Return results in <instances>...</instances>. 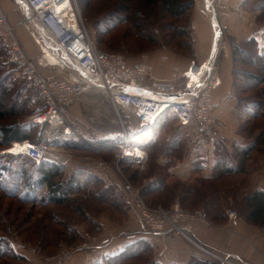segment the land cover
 I'll use <instances>...</instances> for the list:
<instances>
[{"label":"rangeland","instance_id":"374dc122","mask_svg":"<svg viewBox=\"0 0 264 264\" xmlns=\"http://www.w3.org/2000/svg\"><path fill=\"white\" fill-rule=\"evenodd\" d=\"M74 2L77 6L79 15L81 16L84 27L90 38L94 41L97 50L99 51V49H103L109 52H116L115 50L111 51L113 49L109 50L106 44L103 45V43L100 44L99 42V39L102 37L96 30L95 26L101 19L102 15H96V18L94 16L88 20L84 16L80 0H74ZM197 2L201 4V7L198 9L194 8L189 13L185 21L186 27H190L192 25V49H182L181 47L174 45L157 47L145 52L150 55L152 60L157 59L158 61L165 62L161 59V55L165 53L168 55L169 60L174 66L180 67L182 64H185V66L188 64L189 66L190 62L196 61L194 60L196 56L194 45L196 36L199 40L202 38L204 51L205 48L208 53L211 51L210 47L212 31L210 28V17H203L200 14L203 6L201 0H197ZM195 19L201 22V25L197 28V30H194L193 28ZM221 23L223 26L227 27V31L228 25L225 23L223 18L220 21V24ZM224 35L226 36L225 33L223 36ZM181 40L187 42V39ZM242 46L246 45L243 44ZM0 48L2 51V55L0 56V67L2 69L0 72L1 76L6 74L10 75L9 80L15 81L20 85L23 84V100H25L28 96H32V107L28 109V112L24 116L19 119L10 118L7 120H0V126L4 124H12L16 121L20 125L26 126L28 125L29 116L34 112L43 109L42 98L33 86H30L27 82L17 78L15 75V67L6 62L8 50L5 45L2 44L1 40ZM117 52L123 54L130 64H136L137 60L139 59V55L141 54L121 51ZM207 59H209V57ZM169 60L166 62H169ZM173 65L171 66V69ZM216 65H218V60ZM259 65L261 68H264L262 60L259 61ZM67 68L70 73H74L73 71L75 70H73L70 65H67ZM236 68L240 71L259 72L258 69L255 70V66L250 65L249 62L245 63L244 61H240L238 64H236ZM181 69L184 70L183 68ZM236 81L238 83L242 82L238 77L236 78ZM8 82L10 83V81ZM239 86L241 87V84H239ZM260 88H264V84H262ZM260 90L253 89L251 91L247 90L245 92H240V89L236 88V96L239 99H258L262 97V95L259 94ZM68 113L72 119L83 123V125L88 129L87 140H93L98 144L97 146L106 143L113 144L116 141H128L138 146H144V150L147 152L148 156L145 165L139 168L132 166L128 162L121 163L120 168L122 173L127 178H129L134 188L140 190L144 201L151 207H158L162 205V207L164 206L166 209H171L175 204L178 203L184 210H202L206 212L213 224V227L207 228L197 226L196 228L194 227L195 229L193 233L204 229L211 230L215 228L230 232V228L227 225V219L231 221L228 217L229 210H235L237 212L236 219L244 220L239 211L236 208L231 207L233 206L232 204L227 205V201L233 202V197L226 198L225 192L227 190H232L233 196L234 192L237 190V195L239 198L243 194L256 190L253 187L251 180H254L256 176L264 172V117H260L256 120H250L246 127L247 132L242 136L244 139V141H242V145H247L256 139L258 140L255 150L250 154V157L245 163L244 171L242 173L228 176L217 181L216 184L220 186L219 190L221 193H217L215 196L211 194V192L208 193L211 194L210 198L214 197L218 199L219 203L217 202V206L222 211L221 216H225L222 219L220 217V213L215 215H210L208 213L204 206L209 200H204L203 205L201 204L202 202L192 203L193 197L184 202L180 201V198L186 193L187 188H200V183L203 182L202 180L205 178V176H203L202 173L180 175V171L177 170L178 165L185 162L192 161L195 164L205 162V160L201 159V157L205 155L208 156L209 148L214 146V140L223 137L222 135L220 136L217 130L219 125L218 121L215 127L214 136L208 139L200 138L195 132L181 128L175 119H169L164 120L159 126L155 128H140L135 126L133 123L134 128H128L127 130L129 133L132 131V129H135V131L131 132L129 139L126 140L123 135H121L124 134V128L120 122V116H124L125 113L115 109L111 101L102 94L89 93L81 96L69 108ZM36 131L38 132L36 133ZM38 133L39 129L37 126L36 128H32V139L35 140L38 136ZM67 143H63L62 141L55 143V154L58 158L57 165L62 169L60 176L56 179L57 182L65 184V180L72 178L74 175L77 176V173L80 171H84L86 173L88 172L104 179L106 178V176H103L95 168V163L96 161L100 160L111 162L116 153L114 148L111 152H95L93 151V148L103 149L102 147L104 146H88V148H91L88 149L85 147L70 146L71 144L68 145ZM228 146H230V148L233 147L232 144H228ZM9 148L11 149L12 145ZM5 150H7L6 146H0V164L2 163L11 166L10 168L14 170L19 169L24 163L28 164L22 158H17L18 160H12L10 156L14 155L10 154L9 151L7 154H2L1 152ZM198 160H200V162ZM237 161L238 159L236 157L235 163H237ZM34 166L35 165L33 164L32 166L28 165L29 168H27L25 172L26 176L29 173L36 172ZM11 174L12 177L14 176L13 179L20 180V175L16 172ZM212 176H215V173H213ZM114 177V179L110 178L112 181H106L107 185L117 186L119 188V192L125 197L126 194L124 193L123 189H121L119 183L122 177L119 174H114ZM21 179H25V177L22 176ZM75 180H77V178H75ZM162 181L165 183V185H167L168 191L154 192L147 195V197L144 196V191L147 187L150 185H158ZM82 188L83 189L80 191H75L74 193L70 192L67 195L68 198L65 205L62 207L52 204L43 205L39 202L22 203L17 199L6 196L0 191V239L8 240L10 245L13 247L12 258H1L0 264H84L87 260L92 259L96 254H98V252H93V250L90 248L91 246L99 244L102 240L107 238L111 239L112 237V239L117 241H124L127 240L128 237H131V235L138 236V234H140L138 226L141 228L144 227L132 212L131 206L129 204L121 207L115 206L112 203L96 201L92 199L91 196L92 193H95L99 190L98 188L94 189V187L90 186V184L89 186L83 185ZM171 189L174 190L173 193L170 192ZM43 191L47 192V189L41 190V192ZM76 199L78 202H80V204H84V206H86L85 213L87 214L86 216H88L89 220H83L82 217L73 210L75 205H72L71 202ZM154 204L161 205L154 206ZM51 219L56 222H68L67 225H65L66 228L68 229L69 226V228L75 230L77 238L72 237V233L70 234L67 231V242H60V244H58L56 247L49 246L44 248V245H41V242H36L34 238L30 236V234H33V232L36 231V224L39 225V228H41L43 231L45 230V227L48 226L46 227L47 231L44 234H49L52 240L55 239L53 236V229H61L64 231L65 227H58L55 223L51 222ZM191 234L192 233L187 234L186 237L182 235L162 236L167 237L170 240L178 237L189 240L191 239ZM84 244L90 248L82 249ZM202 250L199 252L209 257L212 261L219 263V261H217L214 257L210 256V254H207V251L204 252V250ZM256 250L257 248L254 251ZM259 254L260 257H264V252H259ZM152 255L153 259H155L154 253ZM244 261L248 263L250 262V264L253 263L246 259ZM132 264L138 263L134 262Z\"/></svg>","mask_w":264,"mask_h":264},{"label":"built area","instance_id":"2783aa9c","mask_svg":"<svg viewBox=\"0 0 264 264\" xmlns=\"http://www.w3.org/2000/svg\"><path fill=\"white\" fill-rule=\"evenodd\" d=\"M206 2L207 6L200 14L210 17L212 24L213 16H217L214 25L217 39L213 53L204 62H190L184 70L173 66L169 78L161 79L156 77L147 53L141 54L139 63L132 65L121 53L98 51L74 0H20V6L27 14L22 25L40 48V56L34 58L25 50L18 27L10 21L0 1V40L8 49L6 62L15 67L18 78L26 80L39 92L45 104L42 110L29 116L28 124L37 126L39 133L35 142H18L28 143L19 156H27L37 166L44 161L58 164L55 154V143L58 141L76 137L84 139L88 145L97 146L93 140H87L88 129L83 123L67 116V110L73 103L89 93L104 95L115 109L125 113L120 116V122L124 128L121 135L126 140L135 131L132 129L129 133L127 130L133 127V123L140 128H154L169 119H175L181 128L195 132L202 139L212 138L217 125L213 96L221 85L216 63L224 47L223 34L227 29L220 21L230 8L221 0ZM48 50L58 59L57 64L48 61ZM161 59L167 60V56L162 55ZM67 65L75 70L74 73L68 71ZM100 146L112 147L116 153L111 162L96 161L95 168L103 176L119 174L122 177L120 187L147 233L186 237L197 226L213 227L207 213L202 210H184L178 203L171 209L151 207L144 201L140 190L133 187L120 168L123 162L143 167L148 156L141 147L128 141ZM8 151L11 149L1 153L7 154ZM77 184L89 186L83 178L71 183ZM228 217L236 220L237 212L229 210ZM135 237L131 235L127 240ZM110 243L111 239L107 238L91 248L84 244L82 249L99 252ZM207 254L220 264H247L241 260L235 262L218 257L212 252L207 251Z\"/></svg>","mask_w":264,"mask_h":264},{"label":"trees","instance_id":"16d2710c","mask_svg":"<svg viewBox=\"0 0 264 264\" xmlns=\"http://www.w3.org/2000/svg\"><path fill=\"white\" fill-rule=\"evenodd\" d=\"M195 3L196 0H80L84 16L88 20L94 16L96 18V15H102L95 26L102 37L99 39L100 44H106L109 50L113 49L111 51L115 50L116 52L121 51L141 54H143L142 52L145 53L157 47L170 45L178 46L182 49H192V25L186 27L185 21L189 13L194 9ZM256 5H261L264 9V0H260ZM259 21L264 22V13H262V17H259ZM181 39H187V42ZM2 44L7 48L5 43L2 42ZM245 45L246 46L232 45L234 55V94L237 101L236 116L240 121L241 136L246 134V127L250 120L264 117V88H260L261 85L264 84V68H261L259 65L260 60H262L264 64V46L262 47L255 37L248 39ZM99 51L109 52L103 49H99ZM1 55L2 51L0 48V56ZM240 61H244L245 63L249 62V64L255 66V70L258 69L259 72L237 70L236 64ZM1 71L2 69L0 67V72ZM237 77L240 78L242 82L238 83L236 81ZM9 79L10 75L6 74L1 76L0 74V120H7L10 118L19 119L32 107V96H28L23 100V84L20 85ZM18 79L27 82L26 80ZM8 81H10V83ZM27 83L29 84V82ZM239 84H241V87ZM236 88L240 89V92L261 89L259 94L262 95V97L258 99H239L236 96ZM42 102L44 108L45 104L43 99ZM32 128H36V126L31 124L22 126L17 121L12 124L0 126V146H6V148L9 149L11 144L15 142H35L37 138L35 140L32 139ZM37 132L38 131H36V133ZM67 142L63 143H67L68 145L71 144L70 146L85 148L91 146L88 145L84 139L76 137ZM257 142V139L247 145H242V142H233V147L230 148L225 139H215L213 142L215 155V168L213 173H215V176L203 178V182L200 183V188H187L186 193L180 198V201L184 202L193 197L192 203L202 202L201 204L203 205L204 200H209L204 206L208 213L210 215L220 213V217L223 219L225 216H221L222 211L217 206V202L219 203L218 199L214 197L210 198V196L211 194L215 196V194L221 193L219 190L220 186L216 184L217 181L244 171L245 163L250 157V154L255 150ZM139 147L143 150L145 148L144 146ZM102 148L103 149L93 148V151L111 152L113 150L112 147ZM10 157L12 160L22 158L28 164L24 163L19 169L14 170L10 168L11 166L1 163L0 191L6 196L17 199L22 203L39 202L43 205L52 204L62 207L65 205L68 198L67 195L70 192L74 193L75 191L77 192L83 189V185H71V183L75 181V178H83L90 186L94 187V189H99L97 192L92 193V199L103 203H112L115 206L121 207L129 204L126 196L124 197L119 192L117 186L107 185L106 181L97 175L80 171L77 173V176L74 175L72 178H68L64 181L65 184H63L56 181L62 170L57 164L44 161L41 165L37 166L35 162L27 156L14 155ZM236 157L238 159L237 163H235ZM32 164L35 165L34 169L36 172L29 173L26 176L25 172L27 168H29L28 165L32 166ZM13 172L20 175V180L13 179L14 176L12 177L11 174ZM22 176L25 177V179H21ZM44 189H47V192H41V190ZM159 191H168L167 185H165L163 181L158 185H150L147 187L144 191V196L147 197L150 193ZM170 192L173 193L174 190L171 189ZM209 192H211V194H208ZM225 194L226 198L233 197V202L227 201V205L232 204L233 206L231 207L236 208L240 215L250 224L264 228V191L253 190L241 195L239 198L237 190L234 192L233 196L232 190H227ZM71 204L75 205L73 210L77 212L83 220H89L85 213L86 206H84V204H80L77 199L72 201ZM155 205L161 204H154V206ZM51 222L55 223L60 228L65 227L64 231L61 229H53V236L55 239L52 240L49 234H44L48 226H46L43 231L39 228V225L36 224V231L30 234L36 242H41L44 248L49 246L56 247L60 242H67V231L70 234L72 233V237L77 238L75 230L69 228V226V230L66 228L65 225H67L68 222H56L53 221V219H51ZM12 252L13 247L8 240L0 239V259L12 258ZM152 254V245L146 240H138L126 246L120 253L114 256L104 257L99 264H132L134 262L138 264H160L153 259ZM186 264L215 263L205 258L192 257Z\"/></svg>","mask_w":264,"mask_h":264},{"label":"crops","instance_id":"0c3cea01","mask_svg":"<svg viewBox=\"0 0 264 264\" xmlns=\"http://www.w3.org/2000/svg\"><path fill=\"white\" fill-rule=\"evenodd\" d=\"M1 4L7 13L10 21L18 26V35L20 40L27 50V53L32 57L40 56V48L33 41L32 37L25 30L22 22L26 18L27 14L20 6V0H0ZM227 4L230 11L223 15L225 23L228 25L226 36L224 37V47L220 51L218 56L217 74L220 78L221 85L214 92V115L218 121L217 130L222 135L228 144L233 142L244 141L243 137L239 133L240 121L236 116L237 101L234 94V55L232 45L242 46L251 37H255L260 45L264 46V22L259 21V17H262L264 13L263 6L256 5L260 0H221ZM203 8L207 6L206 0H201ZM199 2L195 3L194 8H200ZM201 22L195 19L194 30L200 27ZM214 24L210 23L212 31L211 47L208 53L206 48L204 51L202 38L195 39V59L197 62H204L210 57L214 47V40L216 31L214 30ZM196 35V34H195ZM194 35V36H195ZM31 37V38H30ZM47 52V59L50 57L51 51ZM149 55V54H148ZM162 55H166L165 53ZM161 55V56H162ZM167 60H169L168 55ZM158 61L157 59H151L149 55V63L153 67L156 77L161 79L169 78V72L173 63L169 60ZM49 61V59H48ZM140 58L137 60L138 64ZM58 62H54L55 65ZM135 64V65H136ZM174 66V65H173ZM188 64L181 65L180 68L185 69ZM69 110V109H68ZM67 116L72 119L68 113ZM205 162L195 164L191 162H185L178 165L177 170L180 171V175L201 174L205 177H212L215 166L214 146L209 148L208 156H203ZM200 162V160H198ZM208 161V162H207ZM109 177V178H108ZM107 178V179H106ZM104 179L110 182V178H115L114 175L106 176ZM254 178V177H253ZM253 180V179H252ZM251 183L256 190L264 191V172L256 176ZM227 225L230 228V232L223 231L221 229H208L194 232L191 234V239H182L180 237L172 240L164 236H154L144 228L139 227L140 234L132 240L117 241L112 239L109 245L101 248V250L92 259L87 260L84 264H99L104 257L114 256L120 253L126 246L134 241L146 240L153 247V253L155 260L160 264H186L192 257H201L208 259L212 263L220 264L212 261L209 257L200 253V250L212 252L218 257L227 258L233 261L249 260L252 264H264V257H260L259 252H264V228L250 224L245 219H236L229 221L227 219ZM201 228V227H199ZM142 232V233H141ZM137 234V233H136ZM257 248L256 251H254ZM202 250V251H203ZM205 256V257H204ZM245 262V261H244ZM250 264V262H246Z\"/></svg>","mask_w":264,"mask_h":264},{"label":"bare ground","instance_id":"6f19581e","mask_svg":"<svg viewBox=\"0 0 264 264\" xmlns=\"http://www.w3.org/2000/svg\"><path fill=\"white\" fill-rule=\"evenodd\" d=\"M217 14V13H216ZM217 17V16H216ZM51 54H52V52H51ZM49 59V61L53 64L56 60H58L55 56H54V54H52V55H50V57L48 58ZM58 63V62H57ZM56 63V64H57ZM28 145V143H14V144H12V148H11V151H9V153L10 154H12V155H20V154H22V153H24V150L28 147L27 146Z\"/></svg>","mask_w":264,"mask_h":264},{"label":"water","instance_id":"95a60500","mask_svg":"<svg viewBox=\"0 0 264 264\" xmlns=\"http://www.w3.org/2000/svg\"><path fill=\"white\" fill-rule=\"evenodd\" d=\"M215 19H216V16L214 15V16H213V20H214V22H216ZM216 39H217V34H216V36H215L214 46H215V43H216ZM213 51H214V49H213ZM213 51H212V53H213ZM134 90H136V89H134ZM137 91H140V90H137Z\"/></svg>","mask_w":264,"mask_h":264}]
</instances>
